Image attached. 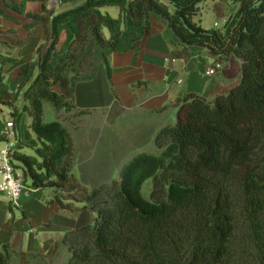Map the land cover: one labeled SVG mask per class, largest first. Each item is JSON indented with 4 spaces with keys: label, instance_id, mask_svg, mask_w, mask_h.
<instances>
[{
    "label": "trees",
    "instance_id": "obj_1",
    "mask_svg": "<svg viewBox=\"0 0 264 264\" xmlns=\"http://www.w3.org/2000/svg\"><path fill=\"white\" fill-rule=\"evenodd\" d=\"M49 1L22 0L23 9L43 3L50 17L29 16L51 24L50 45L28 64L13 99L23 92V113L35 135H25L35 156L17 149L13 163L34 187L63 192L75 184L74 141L59 121L45 122L44 107L88 114L77 109L74 92L92 78L82 75L92 40L111 86L109 57L139 49L153 16L180 45L234 55L242 66L241 81L228 95L180 101L176 123L155 138L157 154H139L118 180L81 190L96 218L66 234L68 264H264V0H233L240 8L223 31L194 23L205 0H56L58 13L47 9ZM103 7L119 8V18L103 14ZM23 113L13 114L17 130ZM5 128L0 119V144ZM148 181L149 200L143 196ZM10 255L4 246L0 264H9Z\"/></svg>",
    "mask_w": 264,
    "mask_h": 264
},
{
    "label": "crops",
    "instance_id": "obj_2",
    "mask_svg": "<svg viewBox=\"0 0 264 264\" xmlns=\"http://www.w3.org/2000/svg\"><path fill=\"white\" fill-rule=\"evenodd\" d=\"M21 3L22 0H0L3 122L13 119L15 112L23 113L27 105L23 92L16 102L13 99L25 81L28 64L37 61L39 51L45 52L50 45L47 31L51 24L29 16L50 17L43 3L29 2L24 9ZM239 8L233 0H205L199 5L194 23L205 30L223 31ZM47 9H55L57 13L61 10L56 0H50ZM101 12L114 19L120 16L117 7H103ZM150 23L151 31L141 40L139 49L109 57L112 86L102 55L92 40L82 60V75L92 78L78 83L74 92L77 109L88 114L78 116L73 110L56 111L54 115L74 141L75 184L67 191L56 192L27 182L28 190L17 203L0 193V252L4 246L10 248L9 264H68L71 254L63 242L66 234L93 225L96 218L85 201L86 193L81 190L92 192L108 184H102V177L119 166L120 160L156 149L158 132L174 124L179 103L186 96L194 94L213 102L240 83L242 66L234 55L216 56L207 48L182 46L164 20L153 16ZM65 38L63 34L61 44ZM212 68L216 72L210 75ZM45 115L44 109L46 121ZM31 126L32 118L23 113L17 130L18 150L35 156V148L25 138L27 133L32 134Z\"/></svg>",
    "mask_w": 264,
    "mask_h": 264
},
{
    "label": "built area",
    "instance_id": "obj_3",
    "mask_svg": "<svg viewBox=\"0 0 264 264\" xmlns=\"http://www.w3.org/2000/svg\"><path fill=\"white\" fill-rule=\"evenodd\" d=\"M215 68L209 70V74H215ZM0 112V117H2ZM6 125L4 141L0 144V193L7 195L12 203L17 201L27 192L23 175L15 168L13 156L19 147V133L14 119L4 122Z\"/></svg>",
    "mask_w": 264,
    "mask_h": 264
},
{
    "label": "rangeland",
    "instance_id": "obj_4",
    "mask_svg": "<svg viewBox=\"0 0 264 264\" xmlns=\"http://www.w3.org/2000/svg\"><path fill=\"white\" fill-rule=\"evenodd\" d=\"M45 118H46V123H52L57 121V119L54 117V115L56 114V110L53 108L52 105H50L49 103H45ZM173 123H176V120L173 121ZM143 153H152V154H157L158 150L154 149V150H148V151H144ZM140 153V154H143ZM139 155V154H138ZM132 159H122L120 160V165L116 166L113 168V170H110V172L108 174H106L105 176L102 177V184L104 183H112L114 180H118L119 176H120V171L122 170L123 166L126 165L128 162H130ZM74 176V175H73ZM78 178L82 179V176H79ZM151 189H152V182L148 181L144 187H143V196L149 200L150 199V193H151Z\"/></svg>",
    "mask_w": 264,
    "mask_h": 264
}]
</instances>
